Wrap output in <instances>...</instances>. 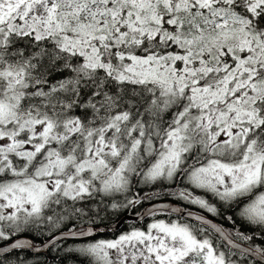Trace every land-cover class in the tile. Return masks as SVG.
I'll use <instances>...</instances> for the list:
<instances>
[{
	"label": "snow or ice",
	"instance_id": "6c2138e0",
	"mask_svg": "<svg viewBox=\"0 0 264 264\" xmlns=\"http://www.w3.org/2000/svg\"><path fill=\"white\" fill-rule=\"evenodd\" d=\"M0 264H264V0H0Z\"/></svg>",
	"mask_w": 264,
	"mask_h": 264
}]
</instances>
